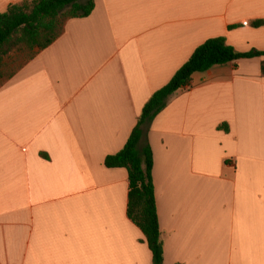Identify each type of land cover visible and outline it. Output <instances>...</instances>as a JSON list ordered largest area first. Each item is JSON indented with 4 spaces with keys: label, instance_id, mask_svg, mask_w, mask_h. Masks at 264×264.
Returning a JSON list of instances; mask_svg holds the SVG:
<instances>
[{
    "label": "crops",
    "instance_id": "crops-1",
    "mask_svg": "<svg viewBox=\"0 0 264 264\" xmlns=\"http://www.w3.org/2000/svg\"><path fill=\"white\" fill-rule=\"evenodd\" d=\"M256 20L264 0H95L50 46L3 66L0 264H153L128 216V170L105 158L207 39L264 52ZM263 63L195 72L152 122L163 264H264Z\"/></svg>",
    "mask_w": 264,
    "mask_h": 264
},
{
    "label": "trees",
    "instance_id": "trees-1",
    "mask_svg": "<svg viewBox=\"0 0 264 264\" xmlns=\"http://www.w3.org/2000/svg\"><path fill=\"white\" fill-rule=\"evenodd\" d=\"M94 8L95 0H24L10 4L0 12V69L13 51H30L28 59L32 58L36 48L45 49L62 35L69 19L87 17ZM252 25H264V20H256ZM263 54L258 50L240 52L228 44L224 36L207 39L171 80L151 96L124 147L105 158L107 167L128 170V216L144 232L153 264L164 263V242L153 180V150L148 141L152 122L175 92L190 85L195 72ZM262 71L264 73V63Z\"/></svg>",
    "mask_w": 264,
    "mask_h": 264
},
{
    "label": "rangeland",
    "instance_id": "rangeland-1",
    "mask_svg": "<svg viewBox=\"0 0 264 264\" xmlns=\"http://www.w3.org/2000/svg\"><path fill=\"white\" fill-rule=\"evenodd\" d=\"M30 51H13L7 58L6 63L4 64L5 68L3 69L5 72L10 71L11 69L18 66L22 61H25L28 59V55L30 54ZM1 70V69H0Z\"/></svg>",
    "mask_w": 264,
    "mask_h": 264
}]
</instances>
